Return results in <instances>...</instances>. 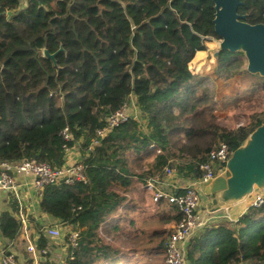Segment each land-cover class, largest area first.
I'll list each match as a JSON object with an SVG mask.
<instances>
[{
	"label": "trees",
	"instance_id": "1",
	"mask_svg": "<svg viewBox=\"0 0 264 264\" xmlns=\"http://www.w3.org/2000/svg\"><path fill=\"white\" fill-rule=\"evenodd\" d=\"M239 1L238 14L245 15V23L264 24V0ZM20 3L0 0V163L34 159L59 169L65 164L63 147L76 145L86 184L45 186L39 203L41 213L79 231L73 250L69 232L63 236L66 253L74 256L69 264H165L163 241L169 232L153 225L175 224L180 213L160 201L155 203L157 221L149 218L137 228L129 220L127 232L122 231L114 217L131 186L161 179L166 167L184 178H201L197 165L212 149L225 143L232 152L264 123L262 108L246 125L220 126L210 87L214 80L191 70L205 40H218L212 2ZM43 50L56 54L55 64L43 57ZM214 60L215 79L247 82V99L264 95V78L247 73L242 53L220 52ZM131 97L143 127L128 118L92 145L96 131ZM65 128L73 137L67 143L60 136ZM18 212V203L8 194L0 212V238L6 243L1 251L14 252L16 264H33ZM111 220L109 229L126 233V240L137 247L117 248L103 239L101 231L108 230L102 226ZM32 243L36 251H46L40 264H51L49 254L57 243L41 230ZM186 263L264 264V205L247 208L234 222L221 220L198 231L186 247Z\"/></svg>",
	"mask_w": 264,
	"mask_h": 264
},
{
	"label": "built area",
	"instance_id": "2",
	"mask_svg": "<svg viewBox=\"0 0 264 264\" xmlns=\"http://www.w3.org/2000/svg\"><path fill=\"white\" fill-rule=\"evenodd\" d=\"M126 108L127 106L123 105L106 119L104 128L96 131L97 138L93 140L92 145H97L98 138L104 137L112 129L127 121L129 116L126 113ZM60 136L65 143L73 140L70 131L66 128L61 131ZM75 147L76 145L63 147L66 158ZM156 152L159 153V150ZM231 153L225 143H219L208 153L207 159L197 165L198 170L202 173L201 178L195 179L194 182L186 187L172 186L169 190L159 188L161 180L158 179H149L143 185L145 190L151 194L153 203L160 201L167 202L174 205L180 213L179 221L172 225V230L163 245L165 264H187L186 247L188 242L203 226L197 213L200 200L199 187L203 182L213 179L224 171ZM66 158L64 166L59 169H54L48 164L37 162L34 159H24L15 163H0V191L11 194L18 203L19 212L17 217L23 229H25L27 221L23 213L19 188L14 175L22 174L30 177L32 188L39 195H41L43 188L49 185L63 184L65 186H72L74 184H86L87 178L84 165L81 162L66 164ZM173 174L174 170L172 168L166 167L164 169L166 180L173 176ZM249 199L248 207L264 205V194L262 192L255 190L249 196ZM67 229L69 232L68 246L73 250L80 238L79 231L75 230L72 226H68ZM43 233L51 240L61 237V231L57 226L47 227L43 230ZM26 250L33 257L34 264L44 262L46 251H36L34 245L30 242H28ZM62 252L63 261H59L57 264H69L74 259L73 252L68 255L66 247H64ZM0 264H16L14 254L0 252Z\"/></svg>",
	"mask_w": 264,
	"mask_h": 264
},
{
	"label": "water",
	"instance_id": "3",
	"mask_svg": "<svg viewBox=\"0 0 264 264\" xmlns=\"http://www.w3.org/2000/svg\"><path fill=\"white\" fill-rule=\"evenodd\" d=\"M218 37L214 56L220 52L242 53L246 71L264 78V24L249 25L237 13L239 0H210ZM54 64L56 54L42 52ZM202 194L212 212L246 201L256 190L264 193V123L254 129L241 146L232 151L224 171L202 183Z\"/></svg>",
	"mask_w": 264,
	"mask_h": 264
},
{
	"label": "rangeland",
	"instance_id": "4",
	"mask_svg": "<svg viewBox=\"0 0 264 264\" xmlns=\"http://www.w3.org/2000/svg\"><path fill=\"white\" fill-rule=\"evenodd\" d=\"M217 43V39L207 38L205 40V50L196 54L191 64V70L195 76H206L210 77V80H214V82H211L210 87L213 91V99L216 102L218 124L226 128H236L240 125H246V123L248 122V118L251 115L257 113L258 110L264 108V95L259 94L258 96H253L247 99L249 94H251L244 93L247 89V82H242L240 79H232L225 81L223 79L214 78V53ZM140 125L143 127V119H140ZM129 199H131V201H128ZM125 200V204L120 208L118 216L114 217L116 219L114 221L119 223L118 225L121 226L122 231L127 232L126 230H128V227H130L128 225L129 220L137 228H140L142 223L145 220H148L149 218H154L155 221H157L159 213L158 205L152 202L151 194L145 190L142 184L134 183L131 186V189L127 194ZM133 201L137 203L135 204L136 206H130V202ZM203 210L204 205L202 201L199 200L197 213H200ZM120 219L122 220L120 221ZM112 221L113 220L108 222V224H106L105 226H102L103 228H106L108 230L101 231L103 239L113 247L117 248H126L129 246L131 247L132 245L133 247H137L136 245L134 246V244L126 240V233L123 232L122 234V231L114 232L109 229V226H111ZM172 225H165L156 222V224L153 225V228H155L156 231H168L170 233V231L172 230ZM148 226H150L148 231L153 229L150 224H148ZM63 227L64 229L61 231V237L56 240H53V242L58 244V246H55L56 244L53 245L56 248L63 247L62 240L65 239V237L63 236L67 235L68 233V229L65 228V226ZM124 227L126 230L124 229ZM169 233L164 239L163 245L167 237L169 236ZM12 253L14 254V252ZM140 254L142 255V257H144L145 252H141ZM49 257L51 258V260H49L51 264H53L52 260L55 261L56 264L59 261H63L61 253H55L53 255V252H50ZM132 257V259H135L137 256ZM158 257L163 259V254H159Z\"/></svg>",
	"mask_w": 264,
	"mask_h": 264
},
{
	"label": "crops",
	"instance_id": "5",
	"mask_svg": "<svg viewBox=\"0 0 264 264\" xmlns=\"http://www.w3.org/2000/svg\"><path fill=\"white\" fill-rule=\"evenodd\" d=\"M20 4L22 7H24L26 5V1L22 0ZM126 106H127L126 113L129 116V118L138 120V122L140 123V119L142 118L140 116V111L135 105L134 97L130 98L129 103ZM76 162H81V154L77 146L75 147V149L71 151V153L66 158V164H73ZM14 178L19 188V194H20L21 203L23 206V213L27 221L25 229L22 230V239H24L27 242V244L28 242L32 243V241L37 240L38 232L40 230L43 231L47 227H51V226H57L60 229V231H62L64 229V227L62 228L63 225H61L57 220L40 212L39 203H40L41 197L39 193H37L32 188L31 178L26 175H22V174H15ZM158 180H161L160 181L161 184H159V188H164V189L169 190L170 187L172 186L186 187L187 185L194 182L195 179L184 178L183 176L178 175L176 171H174L173 176H171L169 179L166 180L163 175V177ZM202 190L203 188L201 185L199 187V192H200V200L202 201L204 205V210L198 213L199 219L203 223V226L199 229V231H201L204 227L213 225L221 220H227L230 222H234L242 214L246 212L247 208H249L248 205H249L250 199L248 198L244 202L231 205V206H228L227 208H222L220 210L212 212L211 210L212 207L211 208L207 207L208 199H206L203 196ZM7 201H8V193L5 191H0V212L6 209ZM128 201H131V199H129ZM130 204H131L130 206H136L135 204L137 203L133 201V202H130ZM38 227H41L39 231L37 229ZM65 228H68V226H65ZM5 244H6L5 241H3L0 238V252H2L1 250L3 249ZM55 250L53 252L54 254L55 253L62 254L64 247L57 248ZM17 258L19 259V257Z\"/></svg>",
	"mask_w": 264,
	"mask_h": 264
},
{
	"label": "flooded vegetation",
	"instance_id": "6",
	"mask_svg": "<svg viewBox=\"0 0 264 264\" xmlns=\"http://www.w3.org/2000/svg\"><path fill=\"white\" fill-rule=\"evenodd\" d=\"M255 3H259L260 2V0H253ZM241 7V6H240ZM239 7V8H240ZM239 8H238V10H239ZM238 10H237V13H238ZM240 15V14H239ZM241 16H245V15H241Z\"/></svg>",
	"mask_w": 264,
	"mask_h": 264
}]
</instances>
